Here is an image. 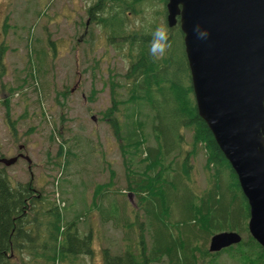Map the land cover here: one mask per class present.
Wrapping results in <instances>:
<instances>
[{"label":"trees","instance_id":"obj_1","mask_svg":"<svg viewBox=\"0 0 264 264\" xmlns=\"http://www.w3.org/2000/svg\"><path fill=\"white\" fill-rule=\"evenodd\" d=\"M112 2L89 0L87 4L90 5L86 8L87 21L101 28L102 34L97 36H104L102 44L116 45L123 56L126 53L124 46H127V58L130 61V67L121 76L122 83H115L114 76L110 77L112 100L105 116L112 135L122 146L121 153L126 163L123 175L125 187H115L112 180L97 184L95 191L99 195L94 197L98 200L95 210L99 227L110 225L114 230L121 228L124 231L122 249L118 254H112L109 247H100V264H161L164 260L168 264H191L194 252L204 257H215L233 248L248 249L254 246L258 249L259 258L261 256L264 260V250L251 238L247 229L249 209L237 178L197 114L184 48V58L180 62L175 58L176 51L172 45L174 36L178 35L181 39L179 27L175 31L174 27L170 29L165 24L168 46L164 55L153 57L149 55L150 41L152 32L159 26V16L156 13L151 20V17L144 16V11L153 3L148 0H120L123 3L121 7L133 10L135 15L141 14L142 23L135 28L124 23L120 3L119 9L115 11ZM39 14L41 16L46 12L42 9ZM162 14L166 21L165 8ZM88 22L81 24L83 32L77 44L82 41L92 47L96 38ZM2 26L7 27L6 21ZM33 41L38 40L34 38ZM97 44L100 45V40ZM33 45L29 52H34L36 58H39V63L36 61L35 64L36 69H39L46 54L54 57L58 43H48L47 52L44 49L39 51ZM133 48H136L135 52ZM3 52L4 46L0 45V67H3ZM33 64L30 61L26 73L29 72L28 79L32 81V86L34 82L38 85V90L33 86V92L36 99L41 101L42 90L38 84V74L31 70L34 69ZM96 67L97 64L93 69ZM178 67L185 73H181ZM179 75H183L186 82H182ZM23 86L7 89L10 93L16 91L22 95L26 90ZM121 89L125 90L124 99H121ZM3 104L8 106L7 101H3ZM4 117L9 133L16 139L17 120L8 111ZM147 125L154 136V145L144 143L148 139L145 134ZM186 130L193 133V149L201 144L207 152L205 168L209 177L203 180L202 189L194 185L191 172L189 155L194 154L183 150L182 131ZM57 133L59 138L61 132ZM73 141L77 143L75 138ZM58 149L59 157L61 153L66 157H63L65 162H80L83 158L82 153L72 152L73 147L66 141H60ZM94 151L86 154L92 155ZM104 158L101 156L102 161ZM65 176L67 172L62 177ZM60 183L62 180L58 188ZM130 193L135 198V208L143 216L139 223L125 213V202L129 204V199H125ZM112 197L123 198L116 202L119 208L110 203ZM42 204H47L46 197L40 191H35L32 181L12 184L4 171H0V264H30L31 258L34 264L37 260L41 261L37 264H54L62 258H66V263L73 264L85 256L91 260L98 241L100 244L104 239L94 229V210L89 213L88 203L77 214L80 216L74 214L71 223L67 222L64 215L65 207L58 209L54 202H48L44 208ZM41 216L45 218L43 229L39 219ZM172 219L179 223L177 237L168 228ZM76 221L85 224V234L78 229ZM225 230L240 234L241 243L220 253H209L207 245L210 238ZM41 233L46 240L39 245L37 235ZM146 237L150 240L148 248Z\"/></svg>","mask_w":264,"mask_h":264},{"label":"rangeland","instance_id":"obj_2","mask_svg":"<svg viewBox=\"0 0 264 264\" xmlns=\"http://www.w3.org/2000/svg\"><path fill=\"white\" fill-rule=\"evenodd\" d=\"M88 1L0 0V45L4 46L3 67H0V159L12 158L22 153L31 160L30 169L25 161L18 160L9 167L0 165V171H4L12 184H26L32 181L35 191H40L42 196L46 197L47 204H42V207L46 208L48 202L53 203L54 200L58 209L55 202L57 194L54 192L53 186L58 182L57 175L61 171L62 176L67 172V176H61L59 179V182L62 180V184L60 183V188H58L65 204L66 213L64 215L67 222H73L74 214L80 216L77 214L81 213L84 204L88 203L89 213L94 210V229L104 239L100 244L98 241L91 260L85 256L81 260H75L73 264H100L99 248L102 246L109 247L112 254H118L122 249L124 235L121 228L114 230L110 225L99 227L95 210L98 200H95L94 197L99 195L95 191L97 184L109 183L112 180L115 187L120 189L125 187L123 175L126 163L121 153L122 146L112 135L105 116L112 100L109 86L110 77L114 76L113 82L115 83L123 82L121 76L130 67V61L127 58L129 49L124 46L126 53L123 56L116 45L102 44L104 36H97L102 34H100L101 28L87 21L86 8L87 5H90L87 4ZM119 2L120 0L112 2L115 11L119 9V6H122V4L119 5ZM148 2L153 4L144 11V16L151 17L149 18L151 20L157 13L159 16L157 18L158 25L167 28L162 14L165 8L163 0H148ZM42 9L46 14L39 16ZM120 12L124 14V23L127 26L136 28L142 23L141 14L135 15L129 8H123ZM5 21L7 27L2 26ZM86 22L89 23L88 27L96 38L95 45L92 47L90 44L85 45L82 41L77 44L83 32L81 24ZM177 27H174L175 31H177ZM179 35L181 39L178 35L174 36L172 47L176 51L175 58L180 62L184 58V54L182 34ZM34 38L38 41H33ZM97 39L100 40V45L97 44ZM50 42L58 43L54 57L52 58L50 53L49 56L46 54L41 60V68L36 69L35 64L36 61L39 63V58H36L34 52H29L31 45L34 44L33 46L39 51L44 49L47 52ZM90 47L91 51H89ZM135 51L136 48H133V52ZM30 61L34 63L32 72L38 74L39 83H36L40 84L42 90L41 101L36 99V94L33 92V86L38 87V85L34 82L32 86V81L28 79L29 72L26 73L27 68H30ZM95 64L97 67L93 69ZM177 69H180L181 72L180 67ZM181 73L184 74V70ZM178 78L182 82H186L183 75H179ZM23 79L26 80V83H23L25 82ZM20 85H24L22 88L26 89L22 95L16 91L12 94L7 89L9 87L18 88ZM35 89L38 90L39 87H35ZM124 91L122 89L119 91L122 95L121 99L126 96ZM16 94L18 95L15 96ZM62 94H65L64 97ZM3 101H7V107ZM6 111L17 120L16 123L18 122L16 139L9 133L5 125ZM45 114L49 117L47 118ZM57 131L61 132L59 138ZM182 133L184 137L183 150L194 154L189 155L194 185L198 189H202L204 187L203 180L209 177L205 168L207 152L201 144H198L194 148L195 150L193 149V133L187 130ZM145 134L148 137L144 141L145 145H154L155 139L150 133L149 125L145 128ZM74 138L77 143H74ZM60 141L62 143L66 141L69 146L73 147L72 152L82 153L81 161L65 162L66 157L62 153L59 157ZM19 147L23 149H18ZM92 150H95L91 153L92 155L86 154ZM193 150L195 152H192ZM101 156L105 157L103 161ZM127 197L132 202L129 204L125 202V213L139 223L143 216L135 208V198L131 193L127 194ZM110 199V203L119 208L116 202L123 198L112 197ZM36 210L38 209L36 208ZM39 219L43 223V229L45 218L41 216ZM75 223L79 225L77 226L79 230L84 229L85 224L77 221ZM178 225V221L172 219L168 226L174 237H177V231L180 228ZM86 232L83 230V234ZM44 240L46 238L43 233L40 236L37 235V244L41 245ZM145 240L148 248L150 240L147 237ZM38 255L40 254L38 253ZM257 256L258 249L254 246L248 249L233 248L215 257H204L200 253L194 252L193 260H190L191 264H264L263 258ZM40 262L37 260L36 264ZM30 264H34L32 258ZM54 264L68 263H66V258H62L55 261ZM161 264L168 263L164 260Z\"/></svg>","mask_w":264,"mask_h":264},{"label":"water","instance_id":"obj_3","mask_svg":"<svg viewBox=\"0 0 264 264\" xmlns=\"http://www.w3.org/2000/svg\"><path fill=\"white\" fill-rule=\"evenodd\" d=\"M178 24L198 116L233 170L249 209L248 232L264 250V0H167ZM207 29L206 40L192 28ZM22 157L1 158L9 167ZM241 242L236 232L210 238L218 253Z\"/></svg>","mask_w":264,"mask_h":264},{"label":"clouds","instance_id":"obj_4","mask_svg":"<svg viewBox=\"0 0 264 264\" xmlns=\"http://www.w3.org/2000/svg\"><path fill=\"white\" fill-rule=\"evenodd\" d=\"M193 33L197 39L206 40L209 36L207 29L202 28L199 24H196L192 28ZM168 33L163 26H157L152 32V38L150 41L149 55L153 57H159L164 55L168 46Z\"/></svg>","mask_w":264,"mask_h":264},{"label":"flooded vegetation","instance_id":"obj_5","mask_svg":"<svg viewBox=\"0 0 264 264\" xmlns=\"http://www.w3.org/2000/svg\"><path fill=\"white\" fill-rule=\"evenodd\" d=\"M119 3H120V2H119ZM120 4H123V3H120ZM160 4H162V3H160ZM17 155H18V154H17ZM17 155H16V156H17Z\"/></svg>","mask_w":264,"mask_h":264}]
</instances>
